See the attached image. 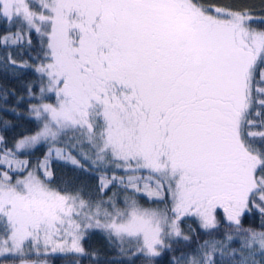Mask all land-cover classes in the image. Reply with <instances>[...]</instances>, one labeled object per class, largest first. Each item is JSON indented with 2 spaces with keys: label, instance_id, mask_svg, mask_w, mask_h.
<instances>
[{
  "label": "snow or ice",
  "instance_id": "snow-or-ice-1",
  "mask_svg": "<svg viewBox=\"0 0 264 264\" xmlns=\"http://www.w3.org/2000/svg\"><path fill=\"white\" fill-rule=\"evenodd\" d=\"M0 22L16 25L0 45L27 54L0 64L35 74L20 95L2 91L0 113L27 103L37 123L10 146L0 123V259L99 264L85 247L99 232L127 264H154L191 243L180 225L193 218L228 230L168 264H264V230L242 225L255 210L264 229V15L201 0H0ZM41 145L34 164L20 158ZM53 159L98 172L95 188L52 187Z\"/></svg>",
  "mask_w": 264,
  "mask_h": 264
},
{
  "label": "trees",
  "instance_id": "trees-1",
  "mask_svg": "<svg viewBox=\"0 0 264 264\" xmlns=\"http://www.w3.org/2000/svg\"><path fill=\"white\" fill-rule=\"evenodd\" d=\"M204 4H215L220 6H231L234 10L235 9H243V8H249L253 11L256 17L264 15V12L261 11L262 8H264V0H201ZM253 27L258 28H264V25H261L259 23L253 24ZM16 31V25H12L11 27L7 26L6 23L0 22V36L5 34L6 32H15ZM33 42L36 43V36L33 33ZM11 51L14 58L20 60L27 58V54L25 53L24 56L18 55L20 52L19 48L12 47V48H5L4 46L0 45V58L4 57L7 52ZM35 63V62H33ZM19 75H13L10 70L6 71L3 67V64H0V96H2V91L4 89L8 90L9 92L15 90L16 95H20L22 91V81H28L35 79V74L32 72L31 69L27 70H18ZM55 97H52L51 100L45 101V102H54ZM36 102V101H32ZM0 103H3L2 100H0ZM15 104V97L9 95L7 100V106L11 107ZM22 113L20 117H17L15 114L12 113H0V123H2L3 119H6L11 122L12 127L3 134L8 138L9 146L11 145L12 139L14 137H21L25 134H29L37 128V123L34 119L28 118L26 116V113L24 110L27 108V103H24L23 105L19 106ZM47 150L46 145L38 146L34 151L31 152L30 155L24 154L21 155V159H25L26 157L32 161L34 164L38 159L42 158L45 151ZM74 155L76 153H73ZM87 166V165H86ZM52 171H53V177L51 181L52 187H68L69 190H75L78 187L83 186L85 189V193L88 191H92L95 188V185L97 184L96 177L99 175V173H92L91 170L89 172H83L76 168H74L70 164H65L63 161L55 160L52 161ZM112 172L111 170L108 171V175L111 176ZM117 175H124L123 172H118ZM15 178V177H14ZM113 191H117L115 186L111 188L108 191V196L112 195ZM125 193L120 192L119 198H120V207H123V197ZM138 201V203L142 207L147 208H164L165 204L163 203H153L148 200V198L143 195H137L135 197ZM107 199V197H105ZM170 206V201H169ZM219 216H223L222 210L219 212ZM262 221L259 213L255 210L251 214H246L242 218V225L245 228H253L257 231L264 230L260 228ZM189 225L192 229L195 231L189 232ZM181 228L184 231L185 234L192 236V241L188 245H181L179 247V250L176 253H167L162 259H157L154 261V264H168V260L170 257L175 254L179 255L180 252H188L192 253L199 244H202L205 240H211V239H217L221 240L224 237L225 231L228 229L226 226L222 223L220 228L212 233L208 234L200 229L199 224L193 219H185L181 223ZM130 245L126 244L125 247H129ZM85 247L86 249L91 252L92 250H97L100 254L99 256V264H127L126 258L122 257L118 254L117 250L115 248H112L108 245L105 237L99 233L94 232L92 233L89 238L85 241ZM231 247H239V241L238 238L232 242L230 245ZM259 258V257H258ZM30 259L33 260H40L45 261L48 264H71L74 263L77 259H79V264H93L91 259L89 257H64L59 254L57 255H48V256H32ZM217 264H219V256L216 257ZM19 261H14L11 258L8 259H0V264H18ZM134 264H145L142 257H138L135 259Z\"/></svg>",
  "mask_w": 264,
  "mask_h": 264
},
{
  "label": "rangeland",
  "instance_id": "rangeland-1",
  "mask_svg": "<svg viewBox=\"0 0 264 264\" xmlns=\"http://www.w3.org/2000/svg\"><path fill=\"white\" fill-rule=\"evenodd\" d=\"M87 148V145H85V149ZM21 158H24V157H21ZM25 159H28L27 157L25 158ZM43 262H45V261H43ZM19 264V263H18ZM46 264H48L47 262H46ZM71 264H74V263H71Z\"/></svg>",
  "mask_w": 264,
  "mask_h": 264
}]
</instances>
